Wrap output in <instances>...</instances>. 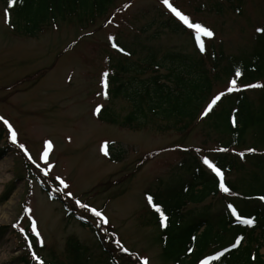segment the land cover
Returning <instances> with one entry per match:
<instances>
[{
	"label": "rangeland",
	"instance_id": "374dc122",
	"mask_svg": "<svg viewBox=\"0 0 264 264\" xmlns=\"http://www.w3.org/2000/svg\"><path fill=\"white\" fill-rule=\"evenodd\" d=\"M213 1L170 3L192 22L209 27L214 32L211 39L222 42L228 53L249 50L258 37L264 39V32H257L264 28V0H241L242 14L229 9L221 15L195 10L198 5L209 7ZM3 2L0 0V117L4 118L0 120V150L8 143L10 147L0 159V226L8 227L0 241V264H21L19 258L27 254L34 261L39 257L46 263H67L69 240L79 241L93 264H107L104 246L108 240L120 261L124 257L140 264L144 259L148 264H172L163 259L146 193L187 176L180 166L189 156L186 153H199L203 158L214 154L220 134L205 128L202 119L185 133L176 126L167 128L157 119L139 129L120 126L130 107L122 99L105 97L104 73L119 56L120 45L136 48L137 57L144 56L147 47L159 54L195 52L189 33H175L166 26L172 13L162 0H117L94 24L69 19L49 25L33 38L17 34L8 25ZM230 87L231 80L219 82L214 93ZM237 87L245 86L236 82ZM260 88L246 90L256 101ZM98 107L110 108L108 113L116 123L102 120ZM46 141L53 145L48 156L53 167L48 175L41 158ZM107 144L120 155L118 161L107 157ZM241 176L233 173L226 178L236 182ZM52 193L61 196L53 199ZM226 198L211 195L202 203L188 204L185 211L190 216L202 211L214 214L226 206ZM67 206L78 215L89 216L90 223L82 225L69 215Z\"/></svg>",
	"mask_w": 264,
	"mask_h": 264
},
{
	"label": "trees",
	"instance_id": "16d2710c",
	"mask_svg": "<svg viewBox=\"0 0 264 264\" xmlns=\"http://www.w3.org/2000/svg\"><path fill=\"white\" fill-rule=\"evenodd\" d=\"M116 1L17 0L10 5L9 0H4L2 5L8 25L17 34L34 38L41 31H46L49 25L57 26L69 19L80 24H94L109 12ZM241 2L215 0L209 7L198 5L195 10L221 15L229 9L242 14ZM166 26L172 27L175 33H189L195 52L168 51L159 54L158 50L147 47L145 55L137 57L140 54L136 48L130 50L120 45L119 56L110 61L106 78L107 94L112 100L122 99L130 107L119 123L123 127L139 129L148 121L157 119L164 121L167 128L176 126L178 131L185 133L196 120L202 119L205 128L220 134L218 149H227L215 151L207 157L223 172L231 194L221 190L220 178L204 164V158L199 153L187 152L189 156L180 163L187 176L172 181L157 192L146 193L147 197H153V203L158 204L168 217L165 227L160 213L147 199L150 218L159 231L163 259L172 264H200L208 256L228 249L224 256L210 261V264H264V254L261 253L264 248V200L260 199L264 196V87L260 88L256 101L250 97L246 87H237L233 91L227 89L221 92L224 95L212 110L204 115L209 104L219 95L214 93V87L219 82L236 80L246 86L264 81V39L258 37L249 50L228 53L222 42L202 35L205 51L201 52L195 29L188 28L174 14ZM237 70L240 76L236 75ZM107 108H100L99 117L116 123ZM9 147L8 143L0 150V159ZM110 149L111 145L107 144V157L111 161H118L120 155ZM249 149L255 151L250 152ZM233 173H242V176L236 182L226 178ZM247 178L250 180L246 185ZM44 189L49 191L47 186ZM8 193L3 198H7ZM220 194L221 197H228L226 206L214 214L202 211L190 216L185 211L190 203H202L211 195ZM60 196L58 193L51 195L53 199ZM229 204L233 205L239 216L254 219V226L242 224L228 208ZM67 210L82 225L90 223L89 216L78 215L68 206ZM7 228L0 226V241ZM238 238H242L240 244L232 248ZM102 242L106 244L103 238ZM104 248L107 264H140L124 257L120 261L109 240ZM65 255L67 263L44 261V264H93L87 249L77 240H69ZM19 259L21 264H40L39 260H32L28 254Z\"/></svg>",
	"mask_w": 264,
	"mask_h": 264
},
{
	"label": "snow or ice",
	"instance_id": "6c2138e0",
	"mask_svg": "<svg viewBox=\"0 0 264 264\" xmlns=\"http://www.w3.org/2000/svg\"><path fill=\"white\" fill-rule=\"evenodd\" d=\"M16 2H17V0H9V4L10 5H14ZM162 2L170 10V12L172 14H174L185 25H187L188 28L195 29V37H196V42L198 44L199 50L201 52H204L205 51V46H204L203 41L201 40V36L203 35L205 37L212 38V37H214V32L210 28L204 26L201 23H193L187 15L182 13L178 8L174 7L173 4L170 3V0H162ZM257 32H264V28H258ZM110 39H114V38L110 37ZM113 47H117V45L113 44ZM120 51L123 52L124 49L121 48ZM236 75L237 76L241 75L239 70L236 71ZM104 76H105V78H107L108 73L105 72ZM104 86H105V88H107V79H105ZM245 87H249V88H252V87H264V85L254 84V85H246ZM235 88H236V80H232L231 81V87L228 89V91H233V90H235ZM223 95H224V93H221V94L217 95L212 100V103L209 104L208 108L204 112L205 116L208 114V112H210L212 110L213 106L217 103V101H219L221 99V96H223ZM105 97L107 98V93H105ZM96 111L99 112L100 108L98 107ZM3 119H4L3 117H0V120H3ZM4 123L7 124L8 122L5 120ZM9 127H11V125H9ZM12 139L15 142L16 133L14 131L12 132ZM45 144H46V147H45V150L43 152V156L41 158L44 160L45 165H46L43 168V171H44L45 175H48V173L51 171V169L53 167V165H51L48 162L49 150L52 148L53 145H52L51 141H46ZM20 147L21 148H25V146L23 144H21ZM25 151H26V149H25ZM217 151H227V149H217ZM248 151L254 152L255 149H249ZM240 155L243 156L244 153H240ZM29 158L31 159V157H29ZM32 162L34 164H36V166L38 168L40 167V165L37 164V162L35 160H33ZM203 162H204L205 165H207L209 168H211L212 171L215 172V174L220 178V185L219 186H220L221 190L223 192H225V193L231 194L229 188L225 184L224 175H223V172L221 171V169L218 168L214 163H212L208 159V157H205ZM56 179L59 180L60 184H62L65 188L68 187V185L65 183V181L62 178L56 177ZM147 199H148V202L150 204H152V206L155 208V210L158 213H160L162 225L166 227L167 224L165 222L167 221L168 217L164 214V212L162 211L161 207L158 204H154L153 203V197L151 195H149L147 197ZM260 199L264 200V196H261ZM228 208L231 209L232 214L236 215L237 219L240 220V222L242 224L249 225V226H254V223H255L254 219H247V218H243V217L239 216L237 214V212H236V209L231 204L228 205ZM92 211L97 216L101 215V213L97 212L95 209H93ZM33 228L35 229V223L34 222H33ZM21 231H23V229H21ZM36 235L39 236V233L37 232ZM240 239H242V238H238L236 240V242L232 245V248H236L240 244ZM123 251L124 252H128V249L127 248H123ZM227 251H228V249H224V251L217 252L215 255L208 256L206 259L201 260L200 264H210V261L219 260L222 256H224L225 252H227ZM33 255L35 256V253H33ZM36 259L39 260V257H36ZM253 259H255V257H253ZM40 264H44V262L41 260ZM143 264H148V260L144 259Z\"/></svg>",
	"mask_w": 264,
	"mask_h": 264
}]
</instances>
